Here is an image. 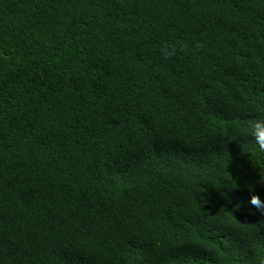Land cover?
Listing matches in <instances>:
<instances>
[{
    "label": "trees",
    "instance_id": "16d2710c",
    "mask_svg": "<svg viewBox=\"0 0 264 264\" xmlns=\"http://www.w3.org/2000/svg\"><path fill=\"white\" fill-rule=\"evenodd\" d=\"M258 115L264 0H0V264H264Z\"/></svg>",
    "mask_w": 264,
    "mask_h": 264
},
{
    "label": "clouds",
    "instance_id": "9594fccd",
    "mask_svg": "<svg viewBox=\"0 0 264 264\" xmlns=\"http://www.w3.org/2000/svg\"><path fill=\"white\" fill-rule=\"evenodd\" d=\"M200 46L199 44L197 45V47ZM161 51L165 58H171L177 54L178 49L175 45H168L163 47ZM257 111H262L259 106L257 107ZM244 132L246 135L252 137L257 146L258 153L264 154V115H258L255 118L249 119ZM212 134L215 135V129H212ZM260 182L264 183V176H260ZM240 204L241 206L245 205V201H240ZM246 204L251 205L250 211L254 209L256 213L264 215V200L261 199L259 194H252Z\"/></svg>",
    "mask_w": 264,
    "mask_h": 264
}]
</instances>
